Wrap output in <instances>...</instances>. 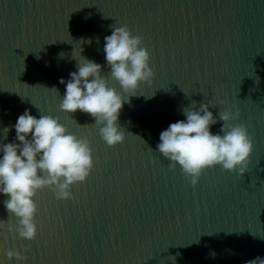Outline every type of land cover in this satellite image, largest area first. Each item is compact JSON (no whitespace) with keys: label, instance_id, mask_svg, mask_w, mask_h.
I'll use <instances>...</instances> for the list:
<instances>
[{"label":"water","instance_id":"obj_1","mask_svg":"<svg viewBox=\"0 0 264 264\" xmlns=\"http://www.w3.org/2000/svg\"><path fill=\"white\" fill-rule=\"evenodd\" d=\"M123 25L143 38L154 77L124 104L118 122L125 139L109 147L89 114L59 105L84 58L108 76L104 37ZM192 101L197 110L208 104L217 119L220 110H239L232 123L253 137L243 177L217 165L193 186L156 151L161 131L186 119L182 109ZM25 110L58 117L69 133L86 137L94 167L72 186L73 199L57 200L48 189L36 194L34 240L0 229V264L264 259V0H0V143L16 142L13 126ZM7 198L0 194L5 222ZM9 249L27 259L9 260Z\"/></svg>","mask_w":264,"mask_h":264},{"label":"clouds","instance_id":"obj_2","mask_svg":"<svg viewBox=\"0 0 264 264\" xmlns=\"http://www.w3.org/2000/svg\"><path fill=\"white\" fill-rule=\"evenodd\" d=\"M104 41L108 76L102 75L100 64L84 58L78 62L77 71L69 74L59 108L68 114L77 110L89 114L101 139L112 147L125 139L118 122L124 104L137 95L142 83L151 84L154 72L143 38L133 36L127 25L112 27L111 35L105 36ZM63 55L60 53L61 58ZM109 79L119 85L120 91L109 85ZM59 83L65 81L60 79ZM196 103L192 101L191 107L182 109L186 119L161 131L156 151L170 162V169L179 165L193 186L207 169L217 165L223 170L238 171L243 177L253 150V137L248 126L232 123L239 118V110H220L217 119L208 104L201 103L197 110ZM218 120L222 125L213 134L211 126ZM13 127L16 142L0 143V194L8 197L3 206L15 222L9 218L7 222L0 220V229L32 241L37 235L36 194L48 189L57 200L73 199L72 186L84 183L94 167L93 153L89 140L69 133L58 117L40 114L37 118L25 110ZM3 131L6 139L9 128ZM5 254L9 260L27 259L20 250L9 249ZM246 264H264V259L256 257Z\"/></svg>","mask_w":264,"mask_h":264}]
</instances>
